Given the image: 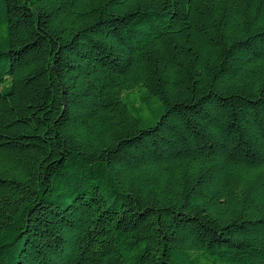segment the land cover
<instances>
[{"label": "trees", "instance_id": "16d2710c", "mask_svg": "<svg viewBox=\"0 0 264 264\" xmlns=\"http://www.w3.org/2000/svg\"><path fill=\"white\" fill-rule=\"evenodd\" d=\"M0 264H264V0H0Z\"/></svg>", "mask_w": 264, "mask_h": 264}]
</instances>
